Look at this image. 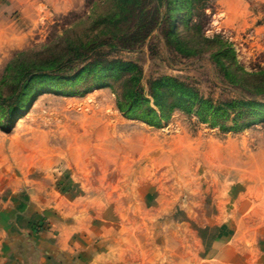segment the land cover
I'll return each mask as SVG.
<instances>
[{
  "label": "rangeland",
  "instance_id": "374dc122",
  "mask_svg": "<svg viewBox=\"0 0 264 264\" xmlns=\"http://www.w3.org/2000/svg\"><path fill=\"white\" fill-rule=\"evenodd\" d=\"M154 5L155 0H133L117 25L101 23L116 8L115 0H78L68 10L47 9V18L29 35L30 42L0 64V95L12 93V79L3 75L16 52L52 42L45 56H57L76 38L85 40L100 30L120 35L136 22L151 19ZM189 5L193 8L185 21L174 20L181 39L193 44L201 35L220 34L231 42L246 70L264 67V0H191ZM167 26L164 21L141 43L127 44L110 55L139 66L144 91L149 79L170 75L214 100L241 95L223 79L207 44L197 53H180L166 38ZM97 81L106 84L80 91ZM59 85L77 93H41L13 123L0 116V200L16 194V251L26 254L23 264L39 260V249L49 247L51 237H56L43 211H26L30 196L36 207L63 205L60 197L78 186L76 195L87 205L97 203L95 210L104 208L106 215L109 191L116 189L120 206L128 202L129 191L132 207H139L138 195L144 194V205L152 207L148 232L156 248L165 252L166 257L158 259L163 264H194L189 252L196 253L195 264H222L242 257L239 251L244 250L264 252V121L222 129L176 108L156 126L117 108L120 79L89 77L72 86ZM153 207L163 211L157 213ZM216 220L219 225L213 224ZM128 226L140 232V227ZM30 229L44 239L35 242ZM164 234L178 238L172 248L178 253L175 257H170L171 242L164 245ZM102 242L96 239L87 251L100 248ZM52 259L57 264L80 261L77 252L60 250Z\"/></svg>",
  "mask_w": 264,
  "mask_h": 264
},
{
  "label": "trees",
  "instance_id": "16d2710c",
  "mask_svg": "<svg viewBox=\"0 0 264 264\" xmlns=\"http://www.w3.org/2000/svg\"><path fill=\"white\" fill-rule=\"evenodd\" d=\"M116 8L104 15L102 24H118L124 18V9L133 0H115ZM191 0H155L153 16L145 22H136L135 27L122 34L107 35L104 30L85 40L68 42L60 48V55L45 56L51 43L39 49L18 51L7 62L3 78L12 79L13 89L8 97L0 95V116L6 123L20 118L23 109L44 92H59L65 95L77 93L75 89H62L58 84L72 86L80 79L112 76L120 79L121 89L116 106L131 118H138L151 125H160L162 119L178 108L192 111L200 121L209 122L222 129H237L264 121V67L246 70L237 60L231 42L220 34L201 35L199 43L189 44L176 32L174 20L185 21ZM189 7V8H188ZM167 21L166 38L176 51L194 54L207 44L210 57L227 84L242 91L238 97L214 100L202 95L194 86L170 75L149 79L147 89L141 85L139 66L130 60L112 57L111 51L127 48V44L141 43L155 28ZM121 46L117 45V41ZM106 48V49H105ZM105 81L87 84L80 91L93 86H103ZM229 122V125L226 124Z\"/></svg>",
  "mask_w": 264,
  "mask_h": 264
},
{
  "label": "crops",
  "instance_id": "0c3cea01",
  "mask_svg": "<svg viewBox=\"0 0 264 264\" xmlns=\"http://www.w3.org/2000/svg\"><path fill=\"white\" fill-rule=\"evenodd\" d=\"M76 1L78 0H0V64L5 63L14 50L23 48L30 42L29 35L47 18V9L68 10ZM72 189L77 191L79 186ZM76 191L66 192L60 197L65 201L63 205L53 204L50 207L34 206L30 196L25 205L26 211H36L37 215L43 211L47 222L56 229L55 239L48 238L54 244L50 241L49 247L39 249V260L33 264H57L52 259L55 250L70 254L77 252L80 258L77 264H163L158 259L166 257L165 252L156 248L148 232V214L152 207L144 205V194L138 195L139 207H132L130 191L128 202L120 206L116 189L114 192L109 191L106 193L109 206L106 215L102 212L104 208L98 205L97 208L101 210H95L93 206L97 203L87 205L84 197L76 195ZM16 205L15 193L11 199L0 200V264H23L21 260L26 256L16 251V237H19L16 235V222H19L16 220ZM154 209L157 213L163 211L158 207ZM219 222L216 220L213 224L219 225ZM128 225L140 227V232L133 233ZM28 231L35 242L44 239L41 234L33 233L32 229ZM165 237L164 234V245L165 242L166 245L171 242L168 245L170 257H175L178 253L172 248L178 238ZM98 238L103 241L101 247L87 251ZM239 253L242 257L223 261L222 264H264V252L244 250ZM189 254L191 257L194 254L192 258L195 264L196 253ZM215 263L211 261V264Z\"/></svg>",
  "mask_w": 264,
  "mask_h": 264
}]
</instances>
